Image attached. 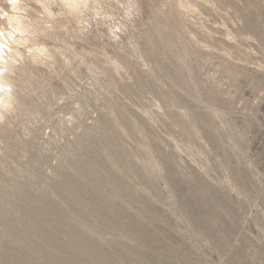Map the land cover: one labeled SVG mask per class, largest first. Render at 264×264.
<instances>
[{
	"label": "rangeland",
	"instance_id": "374dc122",
	"mask_svg": "<svg viewBox=\"0 0 264 264\" xmlns=\"http://www.w3.org/2000/svg\"><path fill=\"white\" fill-rule=\"evenodd\" d=\"M17 2L0 264H264V0Z\"/></svg>",
	"mask_w": 264,
	"mask_h": 264
},
{
	"label": "bare ground",
	"instance_id": "6f19581e",
	"mask_svg": "<svg viewBox=\"0 0 264 264\" xmlns=\"http://www.w3.org/2000/svg\"><path fill=\"white\" fill-rule=\"evenodd\" d=\"M65 2L69 7L71 8H76L83 0H62ZM12 4L14 9H16V6L18 5L17 0H12ZM12 23L15 25V28L19 32H24L26 27L24 26L23 22L17 18L13 17L11 19ZM13 44L20 43V39L12 38ZM8 42V41H7ZM10 42H8L9 44ZM5 49H8L5 51ZM19 50L14 48L13 46L11 47H6L4 48L3 45L0 46V68L1 70H8L10 71L13 66L14 62L17 57H19ZM17 97L16 95L9 90L8 83L4 78V75L0 73V105L1 107L7 111L11 110L14 103L16 102Z\"/></svg>",
	"mask_w": 264,
	"mask_h": 264
}]
</instances>
